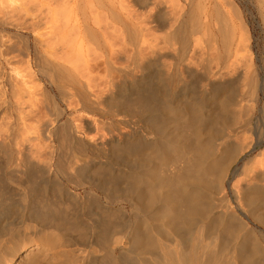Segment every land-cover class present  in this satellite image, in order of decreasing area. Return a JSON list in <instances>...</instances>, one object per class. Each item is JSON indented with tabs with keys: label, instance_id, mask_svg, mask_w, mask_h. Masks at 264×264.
<instances>
[{
	"label": "bare ground",
	"instance_id": "1",
	"mask_svg": "<svg viewBox=\"0 0 264 264\" xmlns=\"http://www.w3.org/2000/svg\"><path fill=\"white\" fill-rule=\"evenodd\" d=\"M1 1L3 3L1 7L6 6V0ZM33 1L29 3L32 5ZM35 1L37 3L35 5L37 7L39 5V10L43 11L44 15L40 16L39 10H36L38 11L36 14L34 10L37 8L31 9L34 13L27 10L30 7L28 8V2H26L27 8L24 9L27 11L21 10L22 13L26 11L25 19L21 17L20 20H17L20 14H15L13 9L12 11L8 10L9 12L5 11L6 15L4 16L2 13V17H0V153L4 155L3 160L6 164L17 158L26 169L30 170L31 168L30 172L38 175L40 180L39 182L38 180L32 181L31 188L23 189L27 196V201L24 204L19 199L13 201V195L16 194H8L6 186L0 185V226H2L0 234L10 233L14 231V228H17L18 224L30 221L26 230L51 229L53 241H62L63 237L61 238V236L65 232L70 238L72 235L68 234L69 231L74 232L73 236L77 233L76 238H72L71 245L75 247L77 244L74 249L75 254H72L74 257L71 256L76 261L71 260L72 263L131 264L124 256L120 257L116 252L118 249L122 252L125 247L123 244L128 241L132 247L133 256H130L128 250L127 254L132 257V264H151L147 256L157 253L159 245L158 241L155 242V238L152 239L154 237L152 230H157L160 225L164 227L162 230L164 235L182 237L183 234L179 231L186 233L183 229L188 230L189 228V233L184 234L187 236L182 238L184 243L189 244L192 234L194 232L196 234L198 223L203 222L201 224H205L206 227H204L205 233L202 230L204 236L209 237L215 230L220 232V235L218 233L220 242L217 240L216 246L219 247L217 250L225 252L224 249L228 248L230 251L226 250L231 252L230 254L233 252L234 258L232 259H236V264H264V245H262L264 241L260 240L255 231H253L255 234L251 235H255L254 238H249L252 228L248 232L244 219L239 218V220L235 213H232L235 216L231 214L229 216V211H224L226 213L223 212V216L218 215L217 219L210 216V210L213 208L211 206L215 205L217 201L219 203L216 208L229 210L228 200L231 197L229 199L226 195H221L220 198L218 196L219 190L224 189L222 186L225 187L223 178L228 168L217 173L216 184L213 181V183L206 184L210 182L207 175L214 172L211 162L215 160V158L214 160L208 159L210 158L208 149L213 148L209 147V143L208 148L203 142L206 147L204 150L208 148L206 151L200 149L201 153V151L195 150L197 153H194L192 167L187 166L186 170L180 169L184 172H182L183 174L179 172L178 176L173 174L174 176L169 175V178L165 174V177L159 170L162 176L157 170L159 166L154 163V159L160 155H163V158L159 157V161L164 159L165 154V160L168 159L167 154H171L169 149L175 145L173 140L164 137L166 128H163L165 124V127L167 123L170 124L169 118L171 119L172 116L184 113L187 115L184 118L190 119L189 121L192 122L191 125L187 122L190 126L194 120L203 119V113L206 111L214 113L215 115H211L215 116L217 120H220L218 117L228 120L232 117L229 112L231 104L240 107L248 100L259 102L260 93L264 92V77H259L258 73L252 69L254 54L250 28L234 1ZM258 4L261 9L260 14L264 19V0H259ZM177 9H179L178 14L176 13ZM4 10L3 8L2 11ZM31 12L34 15H31ZM29 13L30 21L26 20L29 19ZM8 14L11 15L8 16L9 21L6 19ZM4 32H13L18 35L17 38L22 39L26 48L22 46L27 50L28 60L26 58V62L28 64H26L29 72H22L24 70L22 66V70L18 67L20 60L18 59L17 62V59L12 56L13 54H10L12 51L9 52L8 45L5 47L7 40L5 44ZM160 32L163 34L159 35ZM194 35L200 36L195 39ZM73 36L76 40L70 38ZM69 39L71 42L68 41ZM73 39L75 42L77 41L74 42L75 44ZM72 43L75 46H72ZM86 43L89 45L93 43V46L95 44L96 51H101V53L95 52L98 54L95 57L96 54L92 52L95 58L90 57L89 54L86 55L87 53L84 51ZM211 51H214L212 55L215 53L219 60L210 56ZM213 59L218 62L215 63ZM95 61H100L101 64ZM212 62L216 64L215 69L211 66ZM98 63L102 66V72ZM196 66L198 70H201L203 80L207 82L208 88L202 91L197 88L199 78L194 77V67ZM184 73L189 75L190 80L184 78ZM191 73L193 76L190 75ZM96 76H98V80L103 78L104 81L100 84L99 80L100 88H97L99 91L93 89L96 91L93 92L90 86L96 85L91 84L94 83L92 81ZM247 76L249 78L246 79L249 80L248 85H250L248 94H242L241 97L236 96V93L233 95L229 90L230 87L235 86L243 77ZM236 86L238 87L239 84ZM75 97L79 100V107H76L77 104L74 106ZM100 100L102 103L104 101L109 103L108 105L111 104L113 108L109 110L105 109L106 107L102 108ZM46 101L50 103L48 106L51 105V113L46 111L48 110L47 107L45 108ZM175 102L179 104H174ZM214 110L216 112H213ZM123 112L128 113L131 118H136V120L117 117ZM247 114L249 115L245 117L239 116L249 119L250 113ZM183 116L179 115L176 118L179 120V117L182 119ZM173 119L175 118L173 117ZM167 120L168 122H166ZM195 121L194 123H196ZM132 122L135 126L131 125ZM201 125L198 126L199 129L203 127ZM204 129L206 130V128ZM203 131H201L202 137ZM194 137L192 139H195V142H200L196 143L199 144V148H203V144L200 147L201 136ZM165 138L166 141H163ZM180 139L182 140V138ZM192 139H190V143L193 142ZM179 140L176 141L177 144ZM181 140L179 143L182 144ZM187 140L184 141L187 142ZM188 145L190 144L188 143ZM78 158L82 159L86 166L102 162L103 159L108 165L114 167L116 165L119 167L118 169L125 171L128 186L122 184L124 187H119L117 177L107 179L110 172L108 170L109 172L106 173L108 177L104 178V180H109L107 185H103L104 183L102 185L88 184L98 188L105 194V199L108 197L110 200L106 199L104 202H100L97 199L101 197L98 191L93 190L94 187L89 190L88 186H84L85 195L78 194V196L61 179L75 174ZM156 161L158 162L157 159ZM128 165L138 167V170L134 167V169L127 170ZM152 165L158 168L154 169ZM244 166V172L250 170V167ZM1 167L3 166L1 165ZM5 168L3 169L5 170ZM104 168L106 169V167ZM143 168L146 169L141 170ZM68 169L70 170L66 171ZM156 171L165 178L159 179ZM100 177L101 181H104V176ZM90 179L92 180L91 177ZM68 180L73 179L69 177ZM241 187L238 185L233 187L230 194L235 195L236 198H234L237 199L239 208L243 210L242 203L244 201L248 206L246 210L254 214L255 218L264 224V207L257 208L260 203L264 205L263 195H260L258 190L256 192L254 188L252 189L254 191H251V187L246 185H241ZM66 197L67 199H65ZM125 202L131 205L138 216L132 218L133 214L127 217L123 206ZM61 204L66 207L62 208ZM13 208L17 209L18 216L14 213ZM70 209H73L74 212L72 223L69 222ZM231 218L240 222L232 224ZM183 219L190 220H188L189 223L182 222L185 227L180 226L181 223H179ZM144 224L149 228L148 231L151 230L149 232L152 237L145 235L148 234L147 232L143 234L144 229H142L143 232L141 231V226ZM180 227L183 229L180 230ZM117 233L120 234V237H116ZM159 233L161 234V232ZM213 235L217 236V233L214 232L211 236ZM225 235H230L231 239L227 240ZM166 236L162 235L161 237L165 239ZM238 236H241V239ZM22 237L23 239L28 238L26 235ZM49 240L51 241V238ZM64 241L61 244L69 248L70 244ZM166 241L168 243L169 239ZM48 245L52 246L50 242L46 246ZM169 246L171 247V245ZM35 248L36 246L32 245L27 251ZM5 255L9 257L8 251L5 252ZM62 256L64 257V255ZM190 256L192 255L190 254ZM8 257L6 258L8 259Z\"/></svg>",
	"mask_w": 264,
	"mask_h": 264
},
{
	"label": "rangeland",
	"instance_id": "2",
	"mask_svg": "<svg viewBox=\"0 0 264 264\" xmlns=\"http://www.w3.org/2000/svg\"><path fill=\"white\" fill-rule=\"evenodd\" d=\"M20 1H22V2H20ZM31 1H33V0H6L5 1V5L6 6H4V7H1V6H3V5H1V4H3V3H1L2 1L0 0V7L2 8H0V17H2L1 15H2V13H3V15L5 16L6 15V13H4L5 11L7 12L8 10L10 11H12V9L14 10V13L16 14L17 13V15L18 14H20V15H18V17H17V15H15L14 14V16L15 17H17V20H20L21 19V17H22V19H25L26 18V15L24 16V14H25V12L27 11V10H31V9H33V8H37V9H35L34 10V12L36 11V10H39V5H38V7L36 6L37 5V3H36V1L34 0L33 1V3H32V5L34 4V6H32L31 5V3H29V2H31ZM229 1H231V0H229ZM234 1V3H235V5L236 6H238L239 8H240V11L242 12V15H243V18H244V20L247 22V24H248V27L250 28V33H251V36H252V50H253V54H254V59H253V67H252V69H253V71L255 70L257 73H258V75H259V77H264V19H263V17H262V14H260L261 13V9H260V6H259V0H233ZM232 1V2H233ZM20 2V3H19ZM26 2H28V5H27V3ZM35 2V3H34ZM237 2V3H236ZM23 3V4H22ZM25 3V4H24ZM18 4V5H17ZM29 4H30V6H29ZM36 4V5H35ZM256 4V5H255ZM20 5V6H19ZM25 5H27L28 6V8L29 9H24V8H27ZM8 6V7H7ZM23 6V7H22ZM25 6V7H24ZM8 8V9H6V8ZM20 7H21V9H20ZM3 8L5 9L4 11H2L3 10ZM21 10H26V11H23V13H22V11ZM179 9H177V11H178ZM251 12H250V11ZM8 11V12H9ZM32 12H33V10H31ZM28 12H30V11H28ZM32 12H31V15H34V14H32ZM33 12V13H34ZM37 12L38 11H36L35 13L37 14ZM42 12L43 11H41V10H39V12L38 13H40L39 15L41 16V15H44V13L42 14ZM45 12V11H44ZM176 12V11H175ZM23 15H22V14ZM177 14L179 13V11L178 12H176ZM22 15V16H21ZM30 15V13L28 14V16H29V19H26V20H28V21H30L31 20V16ZM3 16V17H4ZM8 16H11L10 14H8L6 17V19L9 21V19H8ZM28 16H27V18H28ZM13 17V16H12ZM15 17H13V18H15ZM25 17V18H24ZM10 18V17H9ZM15 20H16V18H15ZM10 34V38L8 37V35ZM161 34H163L162 32H160L159 33V35H161ZM11 35H12V37H11ZM17 36L18 35H15V33H13V32H10V33H5L4 32V37L6 38H4L3 37V35H2V38H4V42L6 41L7 42V44H6V42H5V44H6V46L5 47H7V45H8V50H9V52L10 51H12L10 54L12 55V56H14L16 59H17V62H18V59L20 60L19 62V64H20V66H18V65H16V66H18V67H20V69H21V66H22V69H24V70H22V72L23 73H27V72H29V68H28V66H27V62H26V58H27V60H28V56H27V50L26 49H24V47H25V45L23 44V41H22V39H20V37L19 38H17ZM197 36V37H196ZM194 35L193 37L196 39V38H198L200 35ZM202 36V35H201ZM8 37V38H7ZM70 38H74L75 40H76V38L73 36V37H70ZM9 39V40H8ZM13 39V40H12ZM17 39V40H16ZM73 39V40H74ZM195 39H193V40H195ZM10 40H12L11 42H10ZM72 40V39H71ZM75 40L73 41V43L75 42ZM9 41V42H8ZM21 41V42H20ZM69 42H71L70 41V39L68 40ZM15 42V43H14ZM77 42V41H76ZM75 42V43H76ZM9 43V44H8ZM18 43V44H17ZM71 44L72 46H75L74 44ZM87 45H85V50L84 51H86L85 53H87L86 55H90V57H92V58H95V57H97V55L98 54H100L101 53V51H96V45L94 44V46L91 44V45H89L88 43H86ZM15 45V46H14ZM20 45V46H19ZM24 47H23V46ZM202 45H203V43H202ZM93 46V47H92ZM108 46H110V45H108ZM14 49H13V48ZM86 47H90L88 50L86 49ZM12 48V49H11ZM16 48V49H15ZM23 48V49H22ZM26 48V47H25ZM109 48V47H108ZM92 49V50H91ZM109 49H111V48H109ZM25 50H26V52H25ZM98 50V49H97ZM114 50V49H113ZM96 54L97 52H98V54H96L95 55V57H93L94 56V54ZM96 52V53H95ZM214 51H211L210 53H211V55L210 56H212V58L213 57H215V59H217L218 58V56L216 57L215 56V53L212 55V53H213ZM16 54H18V55H16ZM93 54V55H92ZM199 54H197V56H198ZM216 55H218V54H216ZM17 56V57H16ZM25 56V57H24ZM22 59H21V58ZM199 57V56H198ZM25 58V59H24ZM214 60V59H213ZM217 60H219V59H217ZM21 61H23V62H21ZM95 62H100V61H95ZM214 62L215 63H217L218 61H216V60H214ZM214 62H212V64H211V66H213V68L215 69V66H216V64L214 63ZM263 62V63H262ZM23 63V64H22ZM27 63V64H26ZM24 64H25V66H24ZM100 64H101V62H100ZM99 63H98V66L100 65ZM259 64V65H258ZM257 65V66H256ZM100 67V69H101V72L103 71L102 70V66L100 65L99 66ZM197 67V66H196ZM196 67H194L195 69V72H194V77H196V78H199L198 80H199V82H198V84H197V88H198V90H203V89H205V88H208L207 87V82L205 81V80H203L204 79V77H203V75H202V73H201V70L199 69L198 70V67L196 68ZM258 67V68H257ZM26 69H28V70H26ZM252 69H251V71H252ZM252 71V72H253ZM197 72V73H196ZM184 75V78L185 79H188V80H190V77H189V75L188 74H186V73H184L183 74ZM190 75H192V73L190 74ZM100 77H102L101 75H99ZM186 76V77H185ZM193 76V75H192ZM199 76V77H198ZM201 76H202V78H201ZM248 76H250L249 74H248ZM243 77L242 78V80L238 83L239 84V86L237 87L236 85H238V84H235V86L233 85L232 87H230V92L234 95V93H236L235 95L236 96H239V97H241V95L242 94H248V92H249V90H250V85H248L249 84V80L248 79H246V78H249V77ZM99 77V78H100ZM94 81H92V82H94V83H91V84H96V85H89L90 86V89L93 91V92H96L97 90L99 91V89H97V88H100V85H99V80H98V76H96V78L94 77ZM85 80V79H84ZM197 80V79H196ZM104 81V79L102 78V80H100V84L102 83ZM201 82V83H200ZM98 85V86H97ZM97 86V87H96ZM202 86V87H201ZM234 88V89H233ZM93 89H95V90H93ZM102 89V88H101ZM235 90V91H234ZM229 94V93H228ZM260 98V100H259V102L258 101H254V102H252L253 100H248V101H245L244 103H243V107L242 106H240V107H236V106H234L233 104H231L230 105V109H229V112L231 113H229L230 114V116H232V117H230V118H228V120L227 119H224V118H219L218 117V119H220V120H217V118L215 117V116H213L212 117V115H215L214 113H211L210 111L208 112V111H206V112H204L203 113V116H202V118L203 119H200L199 121H195L196 123H194V121H193V124L195 125V127H194V125L192 124V126H190L191 125V123L192 122H190L188 119H186V118H184V117H186L187 115H185L184 113L182 114V113H179L177 116H172V118L170 119L169 118V123L170 124H172V125H170V124H168L167 123V126L165 127V125L163 126V128H166V132L164 133V137H167L168 139H170V140H173L172 142H174V144L176 145L177 144V140H179L180 138H182V144H181V142L179 143V141H178V146L176 145V147H175V145L171 148V149H169V150H171V154H167V158L168 159H166L165 160V158H166V154L164 155V159H160V161H159V157L160 158H163L161 155L160 156H158V158H155L154 160H155V162L154 163H157V165L156 166H159V168L157 169L156 167H154L153 165H152V167H154V169L156 168L158 171L159 170H161V172L164 174V176H165V174H167L168 176L167 177H169V175H172L171 177H173L174 175L173 174H178L179 172H181V174H183L182 172H184V171H181V170H186L187 169V166H191L192 167V163H193V158L195 157L194 156V153H197L196 151H201V153H202V150H200V149H203L204 150V148H206V147H208L207 145H208V143H209V147H213V148H210V149H208L209 151H208V157H210V158H208V159H213L214 160V158H215V160L214 161H212L211 162V164H212V166H213V171L214 172H211V173H213V174H211L210 173V175H207L208 177V179H209V181L210 182H208V183H206V184H209V183H213V182H215V184H216V182H217V180H218V174L217 173H220L221 171H223V169H226V168H228V170H224L225 171V176H224V178H223V185L225 186V187H223L222 186V188H224V189H222V190H219L220 192H218L219 194H218V196H219V198L220 197H222L223 195H226V197L228 198L229 197V199H230V197H231V201L230 200H228L229 201V205H230V207H229V210H226V209H223L222 210V208H216V206H217V204L219 203L218 201H217V203H215V205H213V206H211V207H213L211 210H210V216H213V217H215V218H213V219H217V216L219 215H222V213L224 212V211H229V216H231L232 215V213L234 214H236V216H237V218L239 219V218H241L242 220L244 219V221H245V225H246V229L248 230V232H249V230H251V228H252V230H251V232H250V235H249V238L250 239H252V237L254 238V236L255 235H253V236H251L252 234H255L256 233V235L257 236H259V238H260V240L261 241H264V240H262V239H264L263 237H264V229H262V228H264V224H263V222H259V220H257L256 218H255V216H254V214H252V213H250V212H248L246 209H248V206L246 205V203H244V201H243V207L245 208V210H244V208H243V210H242V208H239V204H238V201H237V199H235L236 197H235V195H233V194H230V193H232V189H233V187H236L237 185H238V187L240 186L241 187V185L242 186H248V187H251V191H256L257 192V190H258V192H259V194L260 195H263L262 196V198L264 199V92H262V93H260V96H259ZM77 97H75L74 98V100H73V102H75L76 101V103H74V106H76V104H77V106L76 107H79L80 105H78V102H79V100H78V98L76 99ZM248 99H250V97H248ZM103 101V100H102ZM100 102V106L102 107V108H105V109H107V110H109L110 108L112 109L113 107H111L112 105L110 104V105H108L109 103H107V102H104L103 101V103L101 102V100L99 101ZM47 101L45 102V105H47V106H45V108L47 107V109L48 110H46V111H48V112H52V108L50 109V107H51V105H49L48 106V104H50V103H47ZM102 103V104H101ZM252 103V104H251ZM262 103V104H261ZM80 104V103H79ZM174 104H179V103H177V102H175ZM255 104V105H254ZM251 105V106H250ZM249 107V108H248ZM262 107H263V109H262ZM252 108V109H251ZM248 111V112H247ZM50 112V113H51ZM213 112H216L215 110L213 111ZM250 113V118H251V120H250V118L249 119H246V118H242L243 116L245 117L246 115H249V114H247V113ZM124 113V114H123ZM123 113H121L120 115H118L117 117H119L120 118V116L122 117V118H125L126 117V119H128L129 120V118H130V120H132V121H135L136 120V118H131V116L128 114V113H126L125 114V112H123ZM210 113V114H209ZM252 113V114H251ZM127 114H128V116H127ZM212 114V115H211ZM242 114V115H241ZM244 114V115H243ZM179 115H181V116H183V118L182 119H180V117H179V120L176 118V117H178ZM242 116V117H240V116ZM173 117L176 119H173ZM240 118H241V120L243 121H245V119H246V121H245V123H243L241 120H240ZM173 119V120H172ZM215 120V121H213V120ZM222 119V120H221ZM231 119H232V121H231ZM230 120V121H229ZM250 120V121H249ZM220 121V122H219ZM166 122H168V120L166 121ZM165 122V123H166ZM175 122V123H174ZM187 122H189V124L190 125H188V123ZM231 122H232V124H231ZM249 122V123H248ZM177 123V124H176ZM180 123V124H179ZM187 123V125H185ZM214 123H218L217 125L216 124H214ZM197 124V125H196ZM201 125V126H203V127H201L200 129H199V125ZM234 124V125H233ZM132 126H135L134 125V123L132 122V124H131ZM183 125V126H182ZM169 126V127H168ZM174 126V127H173ZM176 126V127H175ZM182 126V127H181ZM189 126V127H188ZM205 126V127H204ZM193 127V129H194V131L192 132V130L193 129H191ZM169 128V129H168ZM171 128V129H170ZM188 128V129H187ZM203 128V130H201ZM204 128H206V130L204 129ZM195 129H199V130H195ZM173 130V131H172ZM176 130V131H175ZM185 130H186V132H185ZM188 130V131H187ZM212 130H213V132H212ZM216 130V131H215ZM219 130V131H218ZM191 131V132H190ZM198 133H196V132ZM201 131H203L204 133H203V137H206V138H204L203 139V137H202V133H201ZM168 132V133H167ZM180 132V133H179ZM182 132V133H181ZM184 132V133H183ZM189 132V133H188ZM217 132H219V133H217ZM178 133V134H177ZM194 133L196 134V136L197 135H200L201 136V138H202V143L200 144V147H202V144H203V142L205 143V145H206V147H205V145L203 146V148H199V144H196V143H200V142H195L194 140L195 139H192V137H194ZM211 133H212V135H211ZM215 133V134H214ZM217 133V134H216ZM237 133V134H236ZM166 134V135H165ZM193 134V135H192ZM175 135V136H174ZM178 135V136H177ZM179 135H180V137H179ZM205 135V136H204ZM170 136V137H169ZM194 137V138H197V137ZM213 136V137H212ZM186 137V138H185ZM211 137V138H210ZM177 138V139H176ZM179 138V139H178ZM185 138V139H184ZM213 138V139H212ZM167 139V140H168ZM175 139V140H174ZM187 139H189V140H187ZM190 139H192V143H190ZM187 140V142H185V141ZM163 141H166V138H165V140H163ZM184 141V142H183ZM189 141V142H188ZM207 142V143H206ZM213 142V143H212ZM188 143L190 144V145H188ZM194 143V144H193ZM210 143H211V146H210ZM184 144H186V145H184ZM194 146H193V145ZM163 145H164V143H163ZM188 145V146H187ZM198 145V146H197ZM175 147V151H174V148ZM193 147V148H192ZM173 149V150H172ZM199 149V150H198ZM207 149H205L204 151H206ZM168 150V151H169ZM196 150V151H195ZM211 150H213V151H211ZM8 151H9V149H8ZM167 151V152H168ZM148 153V152H147ZM192 153V154H191ZM213 155H212V154ZM193 155V156H192ZM212 157H211V156ZM1 157H2V159H1ZM191 158V160L189 161V159ZM4 159V155L2 154V153H0V180H1V182H0V185L1 186H3V187H5V189H6V191H7V193L8 194H16V195H13V201H15L16 199H19L23 204L27 201V196L25 195V193L23 192V189H27L28 187L29 188H31V186H32V181H34V180H38V182L40 181L39 180V178H38V175H35L34 173H32V172H30L32 169L30 168V170H28V168L26 169V167L25 166H23L21 163H20V161H19V159H17V158H15V159H13V160H11L10 162H9V164L7 163H5L4 161L5 160H3ZM156 159L158 160V162H159V164H158V162L156 161ZM184 159V160H183ZM186 159V160H185ZM182 160V161H181ZM192 161V162H191ZM189 162V163H188ZM249 162V163H248ZM4 163V164H3ZM99 165H98V164ZM97 163H91V165H88V166H86L85 164H84V162L82 161V159H80V158H78L77 159V170H76V172H75V174H73V176L72 175H68V176H66V177H63V178H61L62 180H63V182L64 183H66V184H68L69 186V188H71V190L72 191H74L77 195L78 194H80L81 196L82 195H85V191H84V186H88L87 187V189H89V190H92L93 189V185H89L88 183H92V184H95V185H102V183H104L103 185H107V183L109 182V178H116L117 177V179H119L118 181H117V183H118V186L119 187H122L123 185L124 186H126L127 185V175H125V171L124 170H120V169H118L119 167H117L116 165H115V167L114 166H111V165H108L107 163H106V160L105 159H103V161L102 162H97ZM187 163V164H186ZM95 164V165H94ZM230 164V165H229ZM251 164V165H250ZM254 164V165H253ZM1 165L3 166V167H1ZM6 165V166H5ZM229 165V166H228ZM244 165H246V167H250L249 169L250 170H248V171H246V172H248V173H246V172H244L243 170H244ZM250 165V166H249ZM98 166H100V167H98ZM4 167H6L5 168V170L3 169ZM104 167H106V169H107V172H106V169L104 168ZM128 167H130V168H128ZM128 167H126V169L128 170V169H137L138 170V167H134V166H130V165H128ZM134 167V168H133ZM185 167H186V169H185ZM191 167H189V168H191ZM110 168H113V169H110ZM188 168V169H189ZM146 168H143V169H141V170H145ZM170 169V170H169ZM181 169V170H180ZM70 169H68V170H66V171H69ZM101 170V171H100ZM104 170V171H103ZM110 172H109V171ZM189 170H192V169H189ZM221 170V171H220ZM119 171V172H118ZM121 171V172H120ZM26 172H27V174H26ZM79 172V173H78ZM98 172H99V174H98ZM100 172H102V173H100ZM104 172V173H103ZM109 172V177L108 176H106L107 174L106 173H108ZM157 172V171H156ZM160 172V171H159ZM160 172V173H161ZM174 172V173H173ZM243 172V173H242ZM97 173V174H96ZM158 173V172H157ZM162 173H161V175H162ZM17 174V175H16ZM103 174V175H102ZM243 174H245V175H243ZM104 176L103 177V180H104V178H107V179H109L108 181L105 179L104 181H101V177L100 176ZM112 175V177H110ZM158 175V177H159V179L163 176H161L159 173L157 174ZM160 175V176H159ZM175 175V176H176ZM179 175V174H178ZM177 175V176H178ZM106 176V177H105ZM119 176H122V177H125V178H122V177H120L119 178ZM16 177V178H15ZM69 177H70V179L72 178L73 180H68L69 179ZM89 177V178H88ZM90 177L92 178V180L90 179ZM166 177V176H165ZM165 177H162V178H165ZM100 178V179H99ZM122 178V179H121ZM161 178V179H162ZM170 178V177H169ZM3 179V180H2ZM191 179H193V178H191ZM5 180V181H4ZM17 180H18V182H17ZM28 180H30L29 182H28ZM91 180V181H90ZM72 181V182H71ZM95 181V182H94ZM106 181V182H105ZM191 181V180H190ZM213 181V182H212ZM3 182V183H2ZM7 182V183H6ZM71 182V183H70ZM160 182V181H159ZM194 182V181H193ZM4 183H5V185H4ZM15 185H14V184ZM3 184V185H2ZM23 184V185H22ZM123 184V185H122ZM235 184H237V185H235ZM240 184V185H239ZM8 185V186H7ZM20 185V186H19ZM123 186V187H124ZM128 186V185H127ZM152 186V185H151ZM150 186V187H151ZM152 187H154V186H152ZM21 188H22V190H21ZM242 188V187H241ZM254 188V190H252ZM98 189V188H97ZM96 189V187H94V189L93 190H96V191H98V193L100 194V198H97V199H99V201L100 202H104L106 199L108 200H110V198H108V197H106V199H105V194L102 192V191H100L99 189L97 190ZM19 193L18 195H17V192ZM14 191V192H13ZM11 192V193H10ZM21 192V193H20ZM222 192V193H221ZM226 192V193H225ZM225 193V194H224ZM25 195V196H24ZM222 195V196H221ZM15 196H16V198H15ZM79 196V195H78ZM217 196V197H218ZM10 197H12V196H10ZM20 197V198H19ZM235 197V198H234ZM102 198V199H101ZM9 199V198H8ZM65 199H67V197L65 198ZM0 200H1V197H0ZM112 200V199H111ZM262 204V205H261ZM62 205V208H63V204H61ZM68 205V204H67ZM70 205H71V203H70ZM102 205V204H101ZM1 206V205H0ZM123 206H124V212H126L127 213V217H129V215L131 216V215H133L132 216V218H135L136 216H138L135 212H134V210L131 208V205L129 204V203H127V202H125V203H123ZM259 206H261V207H259ZM64 207H66V205L64 206ZM242 207V206H241ZM264 207V205H263V203H260L258 206H257V208H263ZM130 208H131V210H130ZM230 208H231V210H230ZM220 209V210H219ZM264 209V208H263ZM17 209L16 208H13V211H15L14 213L18 216V214H17V211H16ZM71 211H69L71 214H72V216H71V214H69L68 216H69V222H73V218H74V212L72 211L73 209H70ZM218 210V211H217ZM262 210V209H261ZM12 211V212H13ZM133 211V212H132ZM240 211V212H239ZM125 213V214H126ZM224 213H226V212H224ZM228 213V212H227ZM13 215L14 217L16 216V215ZM231 214V215H230ZM227 215V216H228ZM12 216V217H13ZM16 216V217H17ZM218 216V217H219ZM223 216V215H222ZM232 216H235V215H232ZM13 217V218H14ZM232 219V218H231ZM72 220V221H71ZM188 220L189 219H183L181 222H179V223H181L180 224V226L182 225V227L184 226L183 225V221H187V223H189L188 222ZM240 220V219H239ZM0 221H1V219H0ZM190 221V220H189ZM235 221H237V222H235ZM28 222H30V221H26V222H24L23 224H18V226H20V227H18L17 226V228H14V231H9L10 233H8L7 232V234L6 233H3V234H5V235H1L0 234V264H73L72 263V261L71 260H73V261H76L75 260V258H73L72 259V257L71 256H73L74 257V255H72V254H75L74 252V249L76 248V246H77V244L75 245V247L73 246V245H71L72 243H73V240H72V238L73 239H75L76 237L75 236H77L76 234H75V236H73L74 234V232H72V231H69V233L68 234H70V235H72L71 236V238H70V236L69 235H67V234H65V233H67V232H65L62 236H61V234H60V236H61V238L63 237V239H61L62 241H64L65 243H67V244H70V247L69 248H66V247H64L63 246V244H61V242L62 241H59V242H57V241H53L54 239H53V235H51V233H50V231H51V229H39L38 231H31V230H29V229H25L26 228V226L28 225L29 226V224L30 223H28ZM183 222V223H182ZM238 222H240V221H238V220H233L232 219V224H236V223H238ZM186 223V222H185ZM201 223H203V222H200V223H198V229H197V227H196V234H195V232H194V230H193V232H194V234H192V237H191V243H189V244H187V243H184V239H182L183 238V236L184 237H186L187 235H184V234H186L187 232L189 233V228H188V230H186L185 228L183 229L182 227H180V230H184L186 233H184V232H180L179 231V233H182L183 234V236L182 237H180L179 235L177 236L176 235V237H173V235L172 236H170L169 237V235L168 236H166V235H164L163 233H162V230H164V227L163 226H158L157 227V230H149V231H151L152 232V236H154V237H152L150 234H151V232H149L147 229H149L148 227H147V225H142L141 226V231L143 232V230L142 229H144V232H143V234L145 233V232H147L148 234H145V235H148V237H152V239H154L155 238V242H157V243H159V245L157 246V250H156V252L157 253H155V254H153V255H149V256H147L149 259H150V263L151 264H165L166 262H167V264H189V263H191V264H236V259L234 260V259H232V258H234V254H233V252H232V254H233V256H232V254H230L231 252H227V250L226 249H228V248H225L224 250H225V252H220V250L218 251L217 250V248L219 249V247H217L216 245L218 244V242H220L219 241V236H218V233H219V235H220V232H216V230L215 231H212L213 233L212 234H214V232L215 233H217V236H215V235H213V236H209V237H206V236H204V233H205V229H204V225L205 224H201ZM0 224H1V222H0ZM201 224V225H200ZM203 225V226H202ZM259 225V226H258ZM249 226V227H248ZM0 227H2V226H0ZM165 227H167V226H165ZM185 227V226H184ZM24 228V229H23ZM182 228V229H181ZM186 228H187V226H186ZM206 228V227H205ZM249 228V229H248ZM261 228V229H260ZM20 231H19V230ZM161 229V231H159ZM191 229V228H190ZM254 229V230H253ZM46 230V231H45ZM48 230V231H47ZM204 231V233H203V231ZM260 230V231H259ZM154 231V232H153ZM157 231V232H156ZM161 232V234L159 233V232ZM253 231H255V233L253 232ZM13 232H15V233H13ZM19 232H21V233H19ZM22 232H24L23 233V235H26V236H28V238L27 239H23V235H22ZM27 232V233H26ZM31 232V233H30ZM34 232V233H33ZM40 234H39V233ZM156 232V233H155ZM155 233V234H154ZM178 233V234H179ZM191 233V232H190ZM202 233V234H201ZM36 234H37V236H36ZM39 234V235H38ZM158 234V235H157ZM181 234V235H182ZM64 235H66V236H64ZM150 235V236H149ZM160 235V236H159ZM163 235V237L164 236H166V238L165 239H163V237H161ZM189 235V234H188ZM11 238H10V237ZM19 236V237H18ZM37 237L36 239H35V237ZM40 236V237H39ZM42 236V237H41ZM45 236V237H44ZM175 236V235H174ZM196 236V237H195ZM226 236H228V235H225V238L228 240V239H231L229 236L228 237H226ZM75 237V238H74ZM116 237H120V234H116ZM160 237V238H159ZM193 237H195V238H193ZM199 237V238H198ZM213 237V238H212ZM239 237V239H241V236H238ZM23 240H22V239ZM32 240H31V239ZM41 238V239H40ZM45 238V239H44ZM51 238V241L49 240ZM70 240H69V239ZM181 238V239H180ZM207 238V239H206ZM22 241H21V240ZM50 242V244L52 245L53 243V245L52 246H50V245H48V246H46L49 242L47 241V240ZM66 239H68V241H71V242H69L68 243V241H66ZM156 239H158V240H156ZM160 239V240H159ZM166 239L168 240L169 239V241H168V243H167V241H166ZM172 240V242H171V240ZM174 239V240H173ZM192 239H193V241H192ZM195 239V240H194ZM197 239V240H196ZM8 240V241H7ZM39 240V241H38ZM177 242H176V241ZM217 240H218V242H217ZM237 240H238V238H237ZM3 241V242H2ZM37 241V242H36ZM42 241V242H41ZM154 241V240H153ZM160 241V242H159ZM164 241V242H163ZM178 241H180L179 243H178ZM57 242V243H56ZM184 244H183V243ZM166 243V244H165ZM174 243H175V245H174ZM264 243V242H263ZM2 244V245H1ZM156 244V243H155ZM173 244V245H172ZM181 244V245H180ZM187 244V245H186ZM192 244H194V245H192ZM213 244H214V246H213ZM32 245H35L36 246V248L35 249H33V250H30V251H27V250H29V248L32 246ZM56 245V246H55ZM153 245H154V242H153ZM157 245V244H156ZM169 245H171V247L169 246ZM186 245V246H185ZM192 245V246H191ZM204 245V246H203ZM212 245V246H211ZM262 245H264V244H262ZM13 246V247H12ZM123 246H125L124 247V249H122V252L118 249L116 252H117V255L119 254L120 255V257L121 256H124L125 257V259L127 260V261H129L131 264L133 263L132 262V257H130V256H133V254L131 253V251H132V247L130 246V244H128V241L127 242H125L124 244H123ZM155 246V245H154ZM191 246V247H190ZM209 246V247H208ZM219 246V245H218ZM16 247V248H15ZM64 247V248H63ZM197 247V248H196ZM51 248V249H50ZM158 248H160V249H158ZM174 248V249H173ZM203 248V249H202ZM5 249H7L6 251H5ZM64 249V250H63ZM168 249V250H167ZM183 249V250H182ZM190 249V250H189ZM12 250V251H11ZM26 250V251H25ZM53 250V251H52ZM129 251V254H131L130 256H128L129 254H127L128 253V251ZM163 250H164V252H163ZM170 250V251H169ZM174 250V251H173ZM176 250V251H175ZM185 250V251H184ZM186 250H188L189 252H187ZM204 250V251H203ZM208 252H206V251ZM223 250V251H224ZM7 251H8V253H9V257H8V255L6 256L5 255V252L7 253ZM10 251V252H9ZM14 251V252H13ZM59 251V252H58ZM228 251H230L229 249H228ZM52 252V253H51ZM63 252V253H62ZM73 252V253H72ZM165 252H166V254H165ZM174 252V253H173ZM177 252V253H176ZM192 252V253H191ZM195 254H194V253ZM197 252V253H196ZM216 252V253H215ZM217 252H218V254H217ZM219 252H220V254H219ZM10 253H12V254H10ZM62 253V254H61ZM189 253V254H188ZM223 254V256H222V254ZM229 254V255H227V254ZM14 254V255H13ZM60 254H61V256H60ZM162 254V255H161ZM174 254V255H173ZM186 254V255H185ZM188 254V255H187ZM190 254L193 256H190ZM209 254V255H208ZM215 254V255H214ZM62 255H64V257L62 256ZM128 257H127V256ZM169 255V256H168ZM67 256V257H66ZM187 258H185V257ZM199 256V257H198ZM219 256V257H218ZM225 256V257H224ZM6 257H8V259L6 258ZM57 257V258H56ZM205 259H204V258ZM227 257V258H226ZM6 258V259H5ZM129 258H130V260H129ZM158 258V259H157ZM162 258V259H161ZM201 258V259H200ZM207 258V259H206ZM168 259V260H167ZM179 259V260H178ZM191 260V261H189V260ZM228 259V260H227ZM232 259V260H231ZM7 260V261H6ZM55 260V261H54ZM69 260V261H68ZM163 260V261H162ZM169 260H171V261H169ZM187 260L188 262H185V261ZM64 261H65V263H64ZM209 261V262H208ZM220 261V262H219ZM223 262V263H222ZM76 264H77V262H75ZM74 263V264H75Z\"/></svg>",
	"mask_w": 264,
	"mask_h": 264
}]
</instances>
